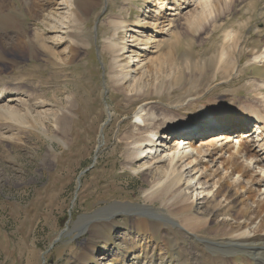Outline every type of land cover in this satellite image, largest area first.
<instances>
[{
    "label": "rangeland",
    "instance_id": "obj_1",
    "mask_svg": "<svg viewBox=\"0 0 264 264\" xmlns=\"http://www.w3.org/2000/svg\"><path fill=\"white\" fill-rule=\"evenodd\" d=\"M233 1L226 3L227 7L216 4L213 17L219 27L215 29L205 26L201 34L192 36L193 29L182 13L172 27L173 33L188 36L177 48L179 62L189 58L193 64L211 66L202 78L194 75L191 79H196L200 90L193 95H199L193 107L184 105L190 94L186 93L190 92L188 87H171L158 96L157 84L149 90L151 98L143 96L129 102L125 93L110 85L111 55L105 49V39L111 36L114 25L109 20L122 14L128 28H133L139 17L143 23L145 17L139 6H147L146 0H97L83 24L89 46L65 65L54 62L44 51L34 57L25 47L6 49L5 57L0 56V94L16 86L22 93L21 102L0 99V106H15L10 111L0 110V264H84L80 253L90 237L89 219L113 205L120 209L117 223L98 240L96 250L85 264H106V253L119 254L121 249L131 253L139 244L138 234L150 236L149 232L138 233L131 222L137 213L127 212V207L143 204L150 172L141 170L139 161L127 165L125 137L135 138L132 124L137 108L154 101L161 107H169L171 114L175 112L192 120L200 117L202 105L210 107L207 101L212 99L217 98L227 109H240L244 104H258L255 98L264 93V88H260V83H264V63L248 64L264 47V0ZM14 2L21 7L19 1ZM62 10L65 15L69 11L65 4ZM17 17L31 35L41 32L38 26L41 17L33 20L26 12L23 18L19 14ZM128 28L119 31L120 44L138 33ZM155 32L148 31L149 37ZM15 33L11 29L1 35H8V42ZM50 44L47 42V46ZM224 45L233 52L230 65L232 69L236 66V71L231 69V75L224 72L215 75L214 56ZM65 46L66 43L57 49L64 51ZM157 54L160 53L147 56L150 65H160ZM63 55H68L66 50ZM69 98L74 100L70 107ZM59 123V127L67 125L64 133L60 132ZM206 236V232L199 234L202 238ZM180 238L189 245L186 235ZM153 240L152 248L159 249V235H154ZM171 256H176V250L168 249L166 257ZM235 259L242 263V253Z\"/></svg>",
    "mask_w": 264,
    "mask_h": 264
},
{
    "label": "bare ground",
    "instance_id": "obj_2",
    "mask_svg": "<svg viewBox=\"0 0 264 264\" xmlns=\"http://www.w3.org/2000/svg\"><path fill=\"white\" fill-rule=\"evenodd\" d=\"M17 1L20 8L14 0H0L2 58L9 46L25 47L23 49L34 57L44 51L54 62L65 65L76 60L89 46L83 24L97 0ZM146 1L147 6H139V12L145 17L143 23L139 17L132 24L133 28H128V21L122 14L109 20L114 25L111 36L105 39V49L111 55L110 85L125 93L129 102L141 100L143 96L151 98L149 90L157 84L158 96H162L165 90L170 91L171 87H188L190 92H185L190 94L184 105L187 103L193 107L199 100V95H193L199 94L200 90L196 79H191L194 75L202 78L211 66L193 64L189 58H182L179 62L177 48L185 43L188 36L173 33L172 27L182 13L186 24L193 29L192 36L201 34L205 26L215 29L219 27L213 17L217 12L216 4L225 6L234 1ZM64 4L69 10L66 15L62 10ZM24 12L33 20L42 18L38 23L42 28L40 33L31 35L17 17L19 14L23 18ZM127 28L138 33L130 35L122 45L118 42V33ZM136 28H142V31ZM11 29L16 33L7 42L8 35L3 37L1 32ZM153 29L156 30L155 35L149 37L148 31ZM49 33L54 35L46 36ZM226 38L229 39V35L226 34ZM47 42L51 46H47ZM64 43V51L58 50ZM189 44L191 46L192 40ZM225 45L214 56L215 75L218 72L231 75L230 62L234 57L231 58L232 51ZM65 50L66 56L63 55ZM153 52L160 53L156 56L161 61L160 65L148 63L147 56ZM250 63H264V47L253 55L248 61ZM233 69L236 71V66ZM260 88H264L263 82ZM21 93L17 86L7 88L0 94V99L10 103L21 102ZM182 99L179 100L182 102ZM216 99L207 101L210 107L202 105L200 117L192 120L175 112L171 114L167 110L169 107H161L154 101L142 103L137 108L136 120L132 124L135 138L125 137L128 141L127 165L139 161L141 170L150 172L147 173L143 204L129 206L127 212L137 213L131 222L138 233L149 232L150 236L138 234L139 244L131 253L121 248L119 254L116 251L106 253V264H264V93L255 98L258 104H244L240 109H227ZM73 102L72 98L68 99L69 107ZM13 108L14 105L8 104L0 106V110L5 111ZM109 113L112 114L111 111ZM213 124L223 129L222 132L211 134L209 131H216L211 128ZM66 126H60V132L64 133ZM238 133L239 136H235ZM118 212L119 207L113 205L89 219L90 237L80 253L81 262L87 263L98 240L105 232L114 229ZM202 232L207 233L206 238L199 237ZM154 235L161 239L157 250L152 248ZM181 235L187 236L189 245L181 240ZM168 249L176 250V256L166 257ZM240 253L242 263L235 259Z\"/></svg>",
    "mask_w": 264,
    "mask_h": 264
}]
</instances>
